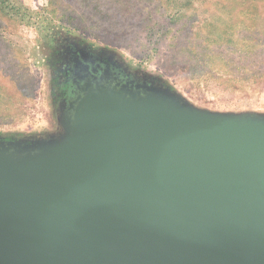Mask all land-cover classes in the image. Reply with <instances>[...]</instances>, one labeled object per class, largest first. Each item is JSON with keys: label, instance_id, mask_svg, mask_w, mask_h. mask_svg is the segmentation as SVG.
Here are the masks:
<instances>
[{"label": "water", "instance_id": "obj_1", "mask_svg": "<svg viewBox=\"0 0 264 264\" xmlns=\"http://www.w3.org/2000/svg\"><path fill=\"white\" fill-rule=\"evenodd\" d=\"M0 264H264V117L88 92L64 136L0 142Z\"/></svg>", "mask_w": 264, "mask_h": 264}, {"label": "rangeland", "instance_id": "obj_2", "mask_svg": "<svg viewBox=\"0 0 264 264\" xmlns=\"http://www.w3.org/2000/svg\"><path fill=\"white\" fill-rule=\"evenodd\" d=\"M3 11L2 143L64 136L72 117L60 93L74 50L184 107L264 117V0H6Z\"/></svg>", "mask_w": 264, "mask_h": 264}, {"label": "flooded vegetation", "instance_id": "obj_3", "mask_svg": "<svg viewBox=\"0 0 264 264\" xmlns=\"http://www.w3.org/2000/svg\"><path fill=\"white\" fill-rule=\"evenodd\" d=\"M66 62V84L60 95L62 94L61 99L67 103L70 117H73L78 103L92 90L134 87L114 64L90 52L71 51Z\"/></svg>", "mask_w": 264, "mask_h": 264}, {"label": "trees", "instance_id": "obj_4", "mask_svg": "<svg viewBox=\"0 0 264 264\" xmlns=\"http://www.w3.org/2000/svg\"><path fill=\"white\" fill-rule=\"evenodd\" d=\"M6 0H0L1 13H4L3 9L5 8Z\"/></svg>", "mask_w": 264, "mask_h": 264}]
</instances>
